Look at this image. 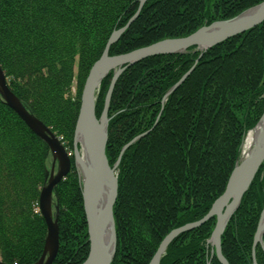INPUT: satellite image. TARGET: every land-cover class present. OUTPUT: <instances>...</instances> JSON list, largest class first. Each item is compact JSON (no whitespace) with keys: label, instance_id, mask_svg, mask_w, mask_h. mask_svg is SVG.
I'll return each mask as SVG.
<instances>
[{"label":"trees","instance_id":"16d2710c","mask_svg":"<svg viewBox=\"0 0 264 264\" xmlns=\"http://www.w3.org/2000/svg\"><path fill=\"white\" fill-rule=\"evenodd\" d=\"M138 1L0 0V66L7 83L71 152L84 79ZM261 1L147 0L109 55L188 36ZM112 75L98 88L97 118ZM107 112L109 165L120 156L112 208L117 246L110 264H149L168 232L202 218L223 192L247 133L264 112V20L204 51L190 46L134 62L118 76ZM49 157L47 144L0 97V260L6 263L32 264L42 253L46 224L36 209ZM70 168L54 187L60 246L52 264H80L88 256L73 157ZM239 204L220 237L221 249L229 264H252L264 208V161ZM215 221L177 235L160 264H207ZM262 236L257 264H264ZM210 260L221 264L215 253Z\"/></svg>","mask_w":264,"mask_h":264},{"label":"water","instance_id":"95a60500","mask_svg":"<svg viewBox=\"0 0 264 264\" xmlns=\"http://www.w3.org/2000/svg\"><path fill=\"white\" fill-rule=\"evenodd\" d=\"M145 1L147 0H139L138 8L132 17L121 28L111 32L109 39L104 45V50L102 51L101 56L91 65L81 88L78 116L74 124V149L72 156L74 157V162L78 168L82 182L81 193L85 221L87 222V241L89 248L87 253L88 256L80 264H110L115 255L117 246L112 208L118 193V178L116 177V170L120 158L112 166L109 165L108 158L105 155V148L109 135L107 132L109 120L107 110L118 76L124 71V69H126V67L134 64L136 61L145 59V57L156 54L184 52L190 46H195L198 49H202L201 51H204L213 45L221 43L223 40L231 38V36L241 34L242 32L253 28V26L262 23L264 20V0H262L229 19H220L211 22L209 25L201 26L197 30L188 34V36L177 38L166 37V39L157 40L154 43L145 45V47L136 48L123 54L109 55L110 45L117 41L122 32L125 31L131 25L133 20L138 17L139 11L143 7ZM194 64L176 83L169 87L168 91L164 94L163 99L177 89L179 84L188 77L189 73L195 67ZM111 71H113V76L104 98L102 114L100 118H97L95 113L97 90L102 82V78ZM0 97L7 106L12 108L14 112L21 117L27 127L29 126L38 137H41L50 149V156L52 158L51 171L47 172L45 176V182L40 189L38 199L39 212L44 218L46 224V236L42 253L32 264H52L60 246L58 234V216L60 212L58 201L55 197L54 187L57 183L63 180V177L71 170V157H69L67 149L63 146L59 137L51 130V128L46 126L40 118L34 115L22 103L17 94L13 93L7 83L6 74L1 69V66ZM253 129L258 130L257 143L250 149V151H248L247 155L241 158L233 167L227 179L225 189L212 202L210 209L202 216V218L175 227L168 232L159 243L153 257L148 262L149 264H160V259L166 252L165 250L167 246L177 235L195 229L196 226H199L214 217L216 218V221L208 239L211 246L210 259L215 253L217 260H220L221 264H229L228 260L225 259L222 253L220 237L226 229V225L232 217V214L238 209L241 198L249 188L260 165L264 161V112ZM127 145L122 148L121 152L127 147ZM80 153H82V157ZM83 155L86 159H83ZM105 179L109 180L108 187L110 188V193L106 198L105 205L96 209V202L99 198L101 186ZM261 214L252 244V264H257L256 258H254L255 246L257 243L262 244V233L264 232V209ZM104 219H110L111 221L112 244L110 246L109 243L105 242L102 232V220ZM0 264L9 263L0 260ZM208 264H210V260L208 261Z\"/></svg>","mask_w":264,"mask_h":264},{"label":"bare ground","instance_id":"6f19581e","mask_svg":"<svg viewBox=\"0 0 264 264\" xmlns=\"http://www.w3.org/2000/svg\"><path fill=\"white\" fill-rule=\"evenodd\" d=\"M107 132H108V128H107ZM257 134H258V130H256V129L255 130L252 129L247 133V135L245 137V139H246L245 144H244L246 151H250V149L253 148L254 145L257 143V141H258ZM82 153H80L81 157H82ZM84 158L86 159V157L83 155V159ZM108 184H109V180L105 179L102 186H101L99 198L97 199V202H96V204H97L96 209L101 207V206H104L106 203V200H107L106 198L110 193V188L108 187ZM102 221H103L102 222V232H103L104 240L106 243H109V246H110L112 244L111 243L112 242V240H111V237H112L111 221H110V219H104Z\"/></svg>","mask_w":264,"mask_h":264},{"label":"rangeland","instance_id":"374dc122","mask_svg":"<svg viewBox=\"0 0 264 264\" xmlns=\"http://www.w3.org/2000/svg\"><path fill=\"white\" fill-rule=\"evenodd\" d=\"M145 3H146V1H145ZM144 3V4H145ZM143 4V5H144ZM139 5V4H138ZM138 8V7H137ZM142 9V8H141ZM248 9V8H247ZM246 10V9H245ZM136 11V10H135ZM244 11V10H243ZM140 12V11H139ZM242 12V11H241ZM240 12V13H241ZM140 14V13H139ZM232 17V16H231ZM227 19H229V18H227ZM134 21V20H133ZM218 21V20H217ZM125 25V24H124ZM204 26V25H203ZM119 29V28H118ZM182 37V36H181ZM119 39V38H118ZM114 43V42H113ZM112 45V44H111ZM110 45V46H111ZM195 47V46H194ZM140 48V47H139ZM136 49V48H135ZM195 49L196 50H199L197 47H195ZM104 50V49H103ZM110 50V49H109ZM188 50V49H187ZM200 50H202V49H200ZM185 52V51H184ZM94 63V62H93ZM74 70L76 71V66H75V68H74ZM113 76V75H112ZM86 78V77H85ZM112 78V77H111ZM112 80V79H111ZM102 83V82H101ZM111 83V82H110ZM110 85V84H109ZM75 86H76V81H75V79H73V84H72V87H71V94L72 95H74L75 94ZM109 87V86H108ZM108 89V88H107ZM108 91V90H107ZM97 93H98V90H97ZM107 93V92H106ZM106 95V94H105ZM96 96H97V94H96ZM105 98V97H104ZM163 100H165V99H163ZM108 111V110H107ZM107 116H108V114H107ZM100 118V117H99ZM109 118V117H108ZM55 133V132H54ZM136 138V137H135ZM74 139V138H73ZM59 140H60V138H59ZM246 140V139H245ZM60 142H61V140H60ZM62 144H63V142H61ZM244 144H245V141H244V143H243V145H242V148H241V153H240V158L237 160V162L241 159V158H243V157H245L246 155H247V153H248V151H246L245 150V146H244ZM63 146H64V144H63ZM65 147V146H64ZM66 148V147H65ZM79 148H80V146H79ZM67 149V148H66ZM74 149V148H73ZM67 153H68V155H69V157H71V160H72V154H73V150H72V152L71 151H69L68 149H67ZM120 155V154H119ZM50 159L48 160V162H47V169H48V172L49 171H51V162H52V158H51V156L49 157ZM74 158V157H73ZM120 158V156L117 158V160ZM117 162V161H116ZM114 164V163H113ZM112 164V165H113ZM237 164V163H236ZM74 165H75V162H74ZM111 165V166H112ZM71 167V166H70ZM75 168H77L76 167V165H75ZM118 168V167H117ZM55 169V168H54ZM77 171H78V168H77ZM116 174H117V170H116ZM78 175H79V171H78ZM66 176V175H65ZM64 176V177H65ZM63 177V178H64ZM79 177H80V175H79ZM81 185H82V182H81ZM251 185V184H250ZM248 190V189H247ZM82 192V191H81ZM82 194V193H81ZM242 199V198H241ZM241 201V200H240ZM239 208V207H238ZM264 209V208H263ZM262 209V210H263ZM39 210V209H38ZM53 212H54V209H53ZM262 212V211H261ZM60 214V213H59ZM233 215V214H232ZM262 215V214H261ZM59 217V216H58ZM260 218H261V216H260ZM113 220H114V217H113ZM260 220V219H259ZM259 222V221H258ZM258 225V224H257ZM86 233H87V231H86ZM264 233V232H263ZM262 233V234H263ZM255 237V236H254ZM116 239H117V236H116ZM260 245L261 247H263V236H262V244H260V243H257L256 245ZM210 249V254H211V248H209ZM116 251V250H115ZM116 254V253H115ZM115 256V255H114ZM213 256V255H212ZM114 258V257H113ZM212 258V257H211ZM86 259V258H85ZM113 260V259H112ZM210 260V256H209V258H208V261ZM211 261V260H210ZM111 263V262H110ZM208 264V263H207Z\"/></svg>","mask_w":264,"mask_h":264},{"label":"built area","instance_id":"2783aa9c","mask_svg":"<svg viewBox=\"0 0 264 264\" xmlns=\"http://www.w3.org/2000/svg\"><path fill=\"white\" fill-rule=\"evenodd\" d=\"M39 208H37L36 210H38Z\"/></svg>","mask_w":264,"mask_h":264}]
</instances>
